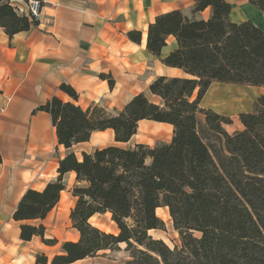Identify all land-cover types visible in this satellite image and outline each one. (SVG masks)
I'll return each instance as SVG.
<instances>
[{
    "label": "trees",
    "instance_id": "16d2710c",
    "mask_svg": "<svg viewBox=\"0 0 264 264\" xmlns=\"http://www.w3.org/2000/svg\"><path fill=\"white\" fill-rule=\"evenodd\" d=\"M249 2L264 13V0ZM208 7V19L195 16ZM231 10L227 0H195L192 17L173 10L150 23L147 50L161 58L174 36L177 47L161 61L191 76L157 77L150 92L161 103L140 93L115 114L98 104L83 109L58 96L39 107L51 115L58 142L66 148L108 128L116 141L127 142L142 119L170 123L174 134L171 142L153 147L108 145L84 152L81 159L70 152L60 160L55 181L40 191L28 189L13 213L22 222L20 237L39 236L53 246L58 240L46 237L43 224L25 221L46 218L60 200L67 172L86 183L73 188L78 199L70 219L78 240L62 242L52 258L38 253V264H72L120 250L123 243L130 259L121 264H264V94L252 111L239 113L244 129L233 134L223 127L232 123L229 117L200 106L213 82L264 87V31L251 20L231 21ZM38 22L18 13L11 0H0V26L10 37ZM128 37L139 43L142 32L131 30ZM109 83L112 87L114 81ZM59 89L78 99L71 85L62 83ZM159 207L168 208L180 246L171 248L149 234L165 227ZM105 212L111 213L117 233L90 222Z\"/></svg>",
    "mask_w": 264,
    "mask_h": 264
},
{
    "label": "crops",
    "instance_id": "0c3cea01",
    "mask_svg": "<svg viewBox=\"0 0 264 264\" xmlns=\"http://www.w3.org/2000/svg\"><path fill=\"white\" fill-rule=\"evenodd\" d=\"M232 5L230 20L236 23L251 20L264 31V13L249 0H227ZM41 18L36 25L10 37L0 26V264H38L36 256L45 253L52 258L60 251L62 242L76 241L79 232L71 223L70 213L77 197L76 173L64 175L65 188L57 205L44 219L26 223L46 228V237L56 238L51 246L39 236L30 241L20 237V224L13 218L20 199L28 189L43 190L59 175L60 160L70 152L79 159L84 152L92 153L108 145L151 147L171 142L174 126L167 122L142 119L137 132L127 142L115 140L112 129L93 131L88 141L70 148L59 144L51 115L40 110L53 96L75 103L83 109L98 104L111 113L123 110L134 96L144 93L151 101L161 103L150 92L151 83L159 76L191 77L183 69L165 65L166 57L177 47L169 36L161 51V58L147 50L150 23L163 13L182 10L192 17L195 0H41ZM211 8L197 13L208 19ZM131 30L142 32L141 41L128 37ZM110 79L114 81L110 86ZM71 85L79 94L75 100L59 89L60 84ZM214 85L234 86L213 82L201 100L202 108L217 103L211 94ZM196 95V91L194 96ZM234 98L239 100L236 94ZM165 211L167 207H159ZM96 213L90 222L106 231L102 215ZM111 217V213L109 214ZM86 259V258H85ZM85 259L78 260L77 264Z\"/></svg>",
    "mask_w": 264,
    "mask_h": 264
},
{
    "label": "rangeland",
    "instance_id": "374dc122",
    "mask_svg": "<svg viewBox=\"0 0 264 264\" xmlns=\"http://www.w3.org/2000/svg\"><path fill=\"white\" fill-rule=\"evenodd\" d=\"M213 91H219L222 95H231L233 97L234 94L237 95L239 100L232 101V99H228L224 96V99L217 101V103H213V105L209 104V108L229 117L232 120L231 124H223V127L230 134H233L236 131L244 129L243 124L239 119V113L241 112H249L252 111L253 105L257 98L264 94V87L261 86H250V85H239L234 84V86L228 85H214ZM200 121L204 123V116L199 115ZM158 216L164 221L165 227L163 229L150 230L149 234L156 239H162L168 246L174 248L175 246L181 245V236L179 232L174 228L172 218L169 214L168 209L165 211L158 210ZM102 221L104 223V227L109 231L112 230L114 223L111 220L110 215H102ZM118 232V231H117ZM116 232V233H117ZM195 236H200L199 232L194 233ZM120 250L111 251L108 250L105 253L101 251L98 253L99 255L94 257H88L85 260L77 263V264H96V263H105V264H121L126 262L130 257L128 256V252L125 250L126 244L123 243L120 245Z\"/></svg>",
    "mask_w": 264,
    "mask_h": 264
},
{
    "label": "built area",
    "instance_id": "2783aa9c",
    "mask_svg": "<svg viewBox=\"0 0 264 264\" xmlns=\"http://www.w3.org/2000/svg\"><path fill=\"white\" fill-rule=\"evenodd\" d=\"M11 3L14 5L18 13L28 15L35 21L40 20L42 8L41 0H11Z\"/></svg>",
    "mask_w": 264,
    "mask_h": 264
},
{
    "label": "bare ground",
    "instance_id": "6f19581e",
    "mask_svg": "<svg viewBox=\"0 0 264 264\" xmlns=\"http://www.w3.org/2000/svg\"><path fill=\"white\" fill-rule=\"evenodd\" d=\"M211 96H212L211 98H212V99H215V101H216V99H217V100L224 99V96H225V95H222V94H214V93H213V94H211ZM225 97H227L228 99H232V101H237V100H236L233 96H231V95H230V96L227 95V96H225ZM109 214H110V213H109Z\"/></svg>",
    "mask_w": 264,
    "mask_h": 264
}]
</instances>
